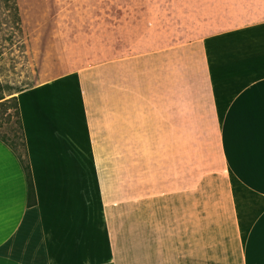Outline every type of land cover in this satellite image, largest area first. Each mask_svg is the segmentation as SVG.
<instances>
[{
	"label": "crops",
	"instance_id": "0c3cea01",
	"mask_svg": "<svg viewBox=\"0 0 264 264\" xmlns=\"http://www.w3.org/2000/svg\"><path fill=\"white\" fill-rule=\"evenodd\" d=\"M37 19L0 34L37 196L29 205L24 165L0 138V264H264V18L164 44L149 31L91 64L72 53L87 14ZM137 131L217 133L204 160L187 145L188 174L177 149L176 184L138 212L121 171Z\"/></svg>",
	"mask_w": 264,
	"mask_h": 264
},
{
	"label": "rangeland",
	"instance_id": "374dc122",
	"mask_svg": "<svg viewBox=\"0 0 264 264\" xmlns=\"http://www.w3.org/2000/svg\"><path fill=\"white\" fill-rule=\"evenodd\" d=\"M240 1V0H239ZM75 11L87 14L88 36L72 53L88 63L111 60L114 48L124 43L141 47L153 38L164 44L182 41L264 18V2H234L231 0H0V34L19 33L31 27L38 17L56 13L58 28L72 21ZM43 21V20H42ZM67 27V26H66ZM60 32H65L60 29ZM71 32V31H70ZM76 36V35H74ZM71 35H66V38ZM80 42V38L78 39ZM13 101L8 109L0 107V134H11L18 128ZM178 134L184 143L177 148ZM215 131H137L136 146H122V200L135 194L137 212L143 205L161 203L164 192L173 187L177 178V149H183L185 160L180 164L182 175L188 174V162L195 143L203 155L214 150ZM164 138L169 146L164 147ZM133 143V140H132ZM20 150H22L20 146ZM203 166V164H202ZM131 186V190H129ZM129 192L131 195L129 196ZM156 197L155 200L152 197ZM132 200V199H131ZM123 201V202H124ZM129 200L125 202L128 203ZM129 211L126 208L125 212ZM169 227L164 206V235Z\"/></svg>",
	"mask_w": 264,
	"mask_h": 264
},
{
	"label": "trees",
	"instance_id": "16d2710c",
	"mask_svg": "<svg viewBox=\"0 0 264 264\" xmlns=\"http://www.w3.org/2000/svg\"><path fill=\"white\" fill-rule=\"evenodd\" d=\"M12 101L15 107L18 128H11V134H0V138L4 140L18 154L19 158L21 159L28 180V204L35 205L37 203L36 187L32 172V166L28 154V147L20 110L19 99L16 96L7 97L5 95L4 84L0 78V107H4V110H6L8 109V104ZM20 146L22 150H20Z\"/></svg>",
	"mask_w": 264,
	"mask_h": 264
}]
</instances>
